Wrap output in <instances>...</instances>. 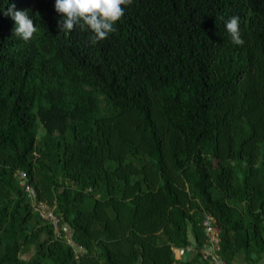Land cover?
Masks as SVG:
<instances>
[{
	"label": "trees",
	"instance_id": "1",
	"mask_svg": "<svg viewBox=\"0 0 264 264\" xmlns=\"http://www.w3.org/2000/svg\"><path fill=\"white\" fill-rule=\"evenodd\" d=\"M54 5L0 0V264H212L209 218L264 264V0H132L96 45Z\"/></svg>",
	"mask_w": 264,
	"mask_h": 264
},
{
	"label": "clouds",
	"instance_id": "2",
	"mask_svg": "<svg viewBox=\"0 0 264 264\" xmlns=\"http://www.w3.org/2000/svg\"><path fill=\"white\" fill-rule=\"evenodd\" d=\"M132 4V0H55L54 9L62 19L58 21V30L71 32L77 26L81 30L88 29L92 35L89 42L96 45L116 31V23L124 16V7ZM15 22L13 35L30 40L37 31L36 25L29 17L27 10H16L13 3L4 11ZM231 42L235 45L244 44L240 34V18L231 17L225 23Z\"/></svg>",
	"mask_w": 264,
	"mask_h": 264
},
{
	"label": "built area",
	"instance_id": "3",
	"mask_svg": "<svg viewBox=\"0 0 264 264\" xmlns=\"http://www.w3.org/2000/svg\"><path fill=\"white\" fill-rule=\"evenodd\" d=\"M41 215L43 216V214ZM211 222H213L212 218H209V221L203 222V226L205 227L206 234L209 235V241L211 243V246L209 247L208 250H205V251L203 250L202 253L204 254L205 259L206 258L211 259L210 261L212 262V264H225L222 260H220L216 256V254L213 255L214 248L217 246V243L219 240L217 238L218 231L215 227H213V224Z\"/></svg>",
	"mask_w": 264,
	"mask_h": 264
},
{
	"label": "rangeland",
	"instance_id": "4",
	"mask_svg": "<svg viewBox=\"0 0 264 264\" xmlns=\"http://www.w3.org/2000/svg\"><path fill=\"white\" fill-rule=\"evenodd\" d=\"M41 131H40V129H39V133H40ZM182 251H180V250H175V257L177 258V259H179V258H181L182 257ZM30 255H27V256H25L24 257V259L26 260V259H28V257H29Z\"/></svg>",
	"mask_w": 264,
	"mask_h": 264
}]
</instances>
